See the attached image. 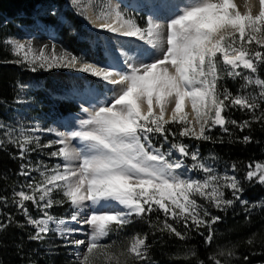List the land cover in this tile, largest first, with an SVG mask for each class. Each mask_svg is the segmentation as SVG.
<instances>
[{"label": "snow or ice", "instance_id": "1", "mask_svg": "<svg viewBox=\"0 0 264 264\" xmlns=\"http://www.w3.org/2000/svg\"><path fill=\"white\" fill-rule=\"evenodd\" d=\"M72 2L81 4V0ZM258 3L259 11L254 15L249 0H245L244 12L234 0H198L186 3L169 17L149 16L143 25L118 4L110 5L93 21L86 15L87 5H84L80 14L100 30L138 42L136 46L125 47L123 42L119 48L113 46L109 52L112 63L89 61L57 44H44L35 49L31 41L5 42L12 55L18 58L14 62L26 65L32 72L73 69L113 86L107 89L112 95L104 97L103 103L97 97L98 107L91 111L83 109L87 118L80 121V130L71 132L70 136L57 131L58 138L48 144H40L36 138L37 148L59 145L49 154L61 158L64 163L41 172L42 181H30L26 185L29 192L15 193L19 199L13 202L27 217V223L36 229L29 239L43 240L50 231L49 223H55L67 244L77 249L84 246L81 264H92L93 254L107 249L99 241L113 228L122 229L133 217L144 218L160 211L165 219L153 225L158 231L185 239L187 233L178 231L169 223L171 219L182 222L185 229L207 228L205 242L212 241V226L221 217L212 215L194 197L199 196L223 211L241 200L240 181L234 175H213L212 169L199 162L193 168L207 174L206 178H182L177 170L184 167L183 160H170L172 151L178 152L180 157L190 156L193 161H199L198 152H190L182 143H172L170 150L162 152L154 147L151 137L159 135L165 142L169 135L175 137L177 134L167 127L170 124L181 126L178 133L181 137L205 140L210 139L206 132L215 126L225 132L229 122L241 131L250 127L248 120L228 121L222 113L229 107L247 109L253 113L254 120H264V111L256 115L261 107L259 101H264V79L258 75V66L264 64V0ZM170 7L166 0H153L151 5L153 13H162ZM159 19H166V24L158 22ZM240 69L255 74V78L244 75ZM225 74L233 78L243 76L245 86H258V98L240 93L233 95L220 84ZM188 102L198 131L185 112ZM169 108L171 114L167 115ZM75 139L83 146L72 147L70 140ZM243 141L251 142V137L244 136ZM9 142L18 146L21 160L30 150L35 151L29 148L32 137L23 136L22 140ZM20 167L21 175H30L29 165L22 163ZM248 167L245 179L264 184V164ZM225 188L231 191L234 199L224 198ZM55 191H62L63 199L54 200ZM26 201H31L41 211L65 202L77 210L85 207L86 202L90 205L83 214L73 212L70 220L77 226L67 227L64 220H56L46 211L43 218H32ZM84 225L91 229L87 240L68 239ZM5 227L0 223V231ZM147 240V235L133 236L121 255L147 261L150 259ZM215 264L221 262L216 260Z\"/></svg>", "mask_w": 264, "mask_h": 264}, {"label": "trees", "instance_id": "2", "mask_svg": "<svg viewBox=\"0 0 264 264\" xmlns=\"http://www.w3.org/2000/svg\"><path fill=\"white\" fill-rule=\"evenodd\" d=\"M51 5L60 10L59 15L66 18V24L51 13L37 16L41 9H47ZM34 19L51 26L59 42L74 54L89 61L100 60L97 56H89L100 51L97 47L90 48L82 39L83 36L90 37L91 33L83 28L77 14L68 7L67 0H0V120L6 118L15 103L21 85H42L43 88L37 87L35 92L40 96L44 93L47 97L59 87H69V84L61 78L59 71L52 69L32 72L26 65L14 62L18 58L12 55L5 42L11 37L19 38L27 34L24 27L31 25ZM239 71L244 75H253L255 78V74L247 70ZM258 75L259 78L264 79V64L258 66ZM220 84L226 86L233 95L240 93L258 98L260 91L254 84L245 86L243 76L233 78L225 74ZM259 102L261 107L256 115L264 111V101ZM76 111L78 108L75 105L61 101L54 106L52 113L62 116ZM222 114L228 121L235 120L242 123L248 120L250 127L241 131L239 127L229 122L226 124L228 131L225 132L219 126H215L206 132L210 139L205 140L181 137L178 135L181 126L170 124L167 127L177 134L175 137L169 135L167 142L159 135H153L151 139L154 146L162 151L170 149L172 143H182L188 146L190 152H198L201 156L212 155L226 167L233 169L235 165L233 171L243 188L241 196L247 200V203L238 204L235 201L223 211L209 205L205 206L212 215L221 217V220L212 226L213 239L210 243L205 242V237L208 235L207 228H200L199 231L191 227L185 229L182 222L176 223L171 219L169 223H173L178 231L187 233L185 239L181 240L166 231H158L153 225L160 224L165 219L160 211L144 218L133 217L128 225L120 229L122 233L118 235H121L114 236L112 244L115 248L122 245L125 251L129 237L137 234L148 236L147 256L150 259L132 260L131 264H215V259L221 264H264V184L245 179L249 165L254 168L256 163L264 164V120H254L252 112L247 109L241 110L238 106L229 107ZM244 136H250L251 142L245 143ZM43 142L44 140L40 141ZM182 158L185 163L192 166L193 160L190 156ZM25 161L26 157L24 160L19 158L17 145L0 142V197L3 198L0 199V223L6 225L0 231V264H77L66 254L67 246L62 245L60 240L29 239L36 229L27 223V217L13 202L19 199L15 193L21 187L20 181L23 175L20 174V166L22 163L25 164ZM53 195L54 193L52 194L54 198ZM59 198V200L63 199L62 196ZM227 199L234 197L227 194ZM25 205L32 218L38 219L42 215L43 211L31 201H26ZM59 205L54 204L48 212L54 216L65 213L67 215L70 203ZM48 247L53 249L48 251Z\"/></svg>", "mask_w": 264, "mask_h": 264}, {"label": "rangeland", "instance_id": "3", "mask_svg": "<svg viewBox=\"0 0 264 264\" xmlns=\"http://www.w3.org/2000/svg\"><path fill=\"white\" fill-rule=\"evenodd\" d=\"M166 2L171 5V7L168 8L170 10H167L168 13H175L179 9H182L186 3L191 4L198 2V0H166ZM113 4H118L124 12L128 13L134 18H138V23H140L141 25L144 24L145 20L149 17L150 10H152L151 5L139 2L138 0H81L80 5L74 4L72 0H67L68 7L72 9L75 14H77L79 20L83 25V28L87 32H91L90 37L83 36L82 39L87 42L90 48L97 47L100 51V53L97 52L94 55L89 54V56H97V58L100 59V63H111L112 56L109 55V52L113 46L119 48L121 42L124 43L125 47L136 46L138 44V42L134 38H123L121 36L108 33L107 31L100 30L98 27L95 26L94 23H90L89 19H86L83 15L80 14L81 8L84 5H87L86 15L93 21H95L96 15L106 11L107 8ZM50 12L56 14L58 18H60L65 24L67 23L66 18L59 15L60 10L56 7H54L53 10H51ZM163 12L166 11L163 10ZM143 14H145L146 18L142 16ZM97 22L100 21H96V23ZM163 22L165 21L163 20ZM9 40H18L22 42L24 41L23 39H18L16 37H12ZM117 67H120V65H117ZM54 70L59 71L61 73L60 76L64 82H67L69 84L68 88L71 89V93L76 92L80 95H84L83 98L81 97L79 100L76 101H81L83 105L86 104L90 106L91 109L99 106V104L96 103L97 97L100 98V103H103L104 97H110L112 95V93L107 91V89L112 88L113 86L107 85L105 82H102L98 78L91 77L87 74L79 73L73 69L56 68ZM39 86L40 88H43L42 85ZM36 88L37 86L34 84L33 86L30 84L25 85L23 89L21 88V86H19L15 103L13 104L9 113H7L6 118L4 120H0L1 143L16 145L15 143L9 141L22 140L23 136H29L33 138V142L31 145H29V148L35 149V151L30 150V152H28V155L26 156L25 161V164L30 166L27 169L30 172V175L27 177L23 176L22 181H20L21 187L17 190V192L20 190L29 192L30 190L26 187V185L30 181H42L43 177L41 176V172H46L47 169L53 168L58 164L62 165L64 163L61 158L53 157L49 154L52 151H56L57 148L60 147L59 145H54L52 148H37L36 138H38L39 142L40 137H50L49 134L55 135L57 131L64 133L66 136H70L71 132L80 130V121L82 119L87 118V113H85L83 110L78 111V113L76 114L71 113L65 117L59 118L58 116L52 113L54 106L60 103L61 101H68L70 97L61 94L60 91L58 93L51 92L48 94V97L44 93H42L43 96H40L35 92ZM101 93H103V95H101ZM185 112L188 114L189 120H191L193 122V125H195L194 113L192 111L190 102L186 104ZM170 114L171 110L169 108L167 115ZM195 127L198 131L199 126L195 125ZM49 129L53 131H49ZM21 133H23V136L21 135ZM57 138L58 137L56 136L55 139H49L50 141H54ZM48 143L49 142H43L40 144ZM70 144L72 147L77 148L83 146L82 142L78 139L70 140ZM168 150L166 149V151ZM169 159L174 161L176 159H181V157L179 154L172 152V156L169 157ZM197 162L203 163L205 166L212 169L211 174L213 175L221 177L225 174L229 176H235L234 171L231 167H226L225 165H222L214 156L209 154L204 156L199 155V161H193L192 166H190L191 169H189L183 163L184 167L180 170H177V172L182 175V178H206L207 174H205L199 169L193 168V165ZM185 169H188V171L185 172ZM223 191L225 194V199H227V194H229V196H232V193L229 189L225 188L223 189ZM53 196H55V199L52 197L54 200H59V196L63 197V193L62 191H55ZM194 198L197 200L198 204L203 205L204 207L206 205H209V207L211 206L208 201L202 199L199 196H195ZM241 201L247 202V200L244 199L242 196L241 200L237 201V203L244 204ZM88 205H90V202H86V206L80 208L79 210L74 209L72 206H70L71 209L69 210L67 215L65 213L60 216H54L52 213L48 212V209H44V211L48 212V214L56 218V220H64L65 225L67 227H76V223L70 220V216L73 212L78 211L79 213L83 214L84 212L88 211ZM56 206L60 205L56 204ZM211 207L215 209V207ZM44 211L39 218H43ZM48 227L50 231L46 235H44V239L50 238V241H53L52 239L55 238L60 240L62 245L67 246L68 252L66 254L69 255L70 258H72L71 260H74L77 264H81L80 256H82L84 252V246H80V248L77 249L74 245L67 244L65 242L64 236L57 231V225L55 223H49ZM118 233H122L120 232V229L113 228V230L110 231L107 236L103 237L99 241L100 244L106 245L107 249L97 250L92 256V264H131L132 260H135L131 256L121 255V253L125 252L122 249V245H119L117 248L112 247V244L114 242V236L121 235H118ZM49 234H51L52 236L48 237ZM90 234L91 229L88 226L84 225L81 226V230L78 233H74L72 236H69L68 239L70 240L76 238L87 240ZM132 237H129V243ZM50 244H52V242H50ZM52 249V247H48V251H51ZM105 253H107V255Z\"/></svg>", "mask_w": 264, "mask_h": 264}, {"label": "bare ground", "instance_id": "4", "mask_svg": "<svg viewBox=\"0 0 264 264\" xmlns=\"http://www.w3.org/2000/svg\"><path fill=\"white\" fill-rule=\"evenodd\" d=\"M139 2H142V3H147L148 5H152V3H153V0H143V1H141V0H138ZM234 2H236L237 3V5H238V8H239V10L241 11V12H244V11H246V8L244 7V4H245V0H234ZM181 3H183V2H181ZM249 3H250V6L252 7V12H253V14L255 15V14H258V11H259V3H258V0H249ZM140 5V4H139ZM166 12H162V13H160V12H157V13H154V18L155 17H158V16H161V15H163V16H165V17H169V16H172L173 14H174V12H170V13H168V11L170 10V9H164ZM168 10V11H167ZM168 15V16H167ZM163 19H159L158 20V22H160V23H162V24H166V21L165 22H163L162 21ZM39 22H41V21H39ZM42 24H45V23H43V22H41ZM99 22H97V24H98ZM46 25V24H45ZM38 35V34H41V29H40V27L38 26L37 28H35L34 29V32H33V36H35V35ZM123 38H125V37H123ZM45 40H48V41H50L49 39H47V38H44ZM35 49H39V47L38 48H35ZM113 62V59L111 58V63ZM84 97V96H83ZM83 105V104H82ZM84 106L86 107V108H88L89 109V111H91L92 109L90 108V106H88V105H86V104H84Z\"/></svg>", "mask_w": 264, "mask_h": 264}, {"label": "water", "instance_id": "5", "mask_svg": "<svg viewBox=\"0 0 264 264\" xmlns=\"http://www.w3.org/2000/svg\"><path fill=\"white\" fill-rule=\"evenodd\" d=\"M40 29H41V34L35 35L32 38H30L29 35H27L24 39V41H31L33 43V47L34 48H40L42 45L44 44H57L60 47H62L55 39L54 37L50 34L51 31L49 29H47V27L40 25ZM44 38L49 39L45 40ZM63 48V47H62Z\"/></svg>", "mask_w": 264, "mask_h": 264}]
</instances>
